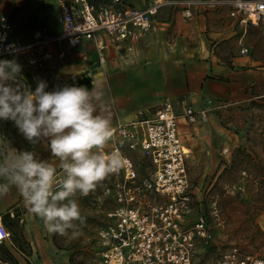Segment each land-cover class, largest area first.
<instances>
[{"label":"built area","instance_id":"2783aa9c","mask_svg":"<svg viewBox=\"0 0 264 264\" xmlns=\"http://www.w3.org/2000/svg\"><path fill=\"white\" fill-rule=\"evenodd\" d=\"M61 30L50 32L42 27L29 40L12 34L8 15L0 14V59L25 58V66L46 68V61L65 52H54L47 47L64 41L70 49L84 39L93 40L97 48L105 49L101 32L121 48L128 40L138 39L151 29L155 16L164 5H181L185 18L195 15L194 9L232 7L230 16L241 25L260 26L264 36V0H155L144 8L123 0L95 6L89 0H57ZM240 55H248L249 47L242 44ZM53 88L51 79L39 77ZM227 101L208 99L200 109L185 101L176 104L169 98L149 118L119 123L113 127V138H118L112 150L126 157V167L110 174V185L105 193L113 195L105 212L106 223L101 231L105 250L103 264H194L193 254L197 238L211 236L207 217L200 213L193 227L188 228V202L191 198L188 153L183 140L182 124H206L214 111L226 107ZM140 150L151 167L142 176L134 160L120 145ZM123 210V211H120ZM11 237V231L0 222V244ZM221 264H264V257L245 255L238 247L225 255Z\"/></svg>","mask_w":264,"mask_h":264},{"label":"crops","instance_id":"0c3cea01","mask_svg":"<svg viewBox=\"0 0 264 264\" xmlns=\"http://www.w3.org/2000/svg\"><path fill=\"white\" fill-rule=\"evenodd\" d=\"M133 2L140 8L147 6L142 0ZM165 6L171 7V11L159 17ZM231 9L230 5L194 9L193 19L187 20L181 5H164L151 29L138 39L125 41L119 49L110 36L101 32L105 41L103 50L97 48L93 40L86 39L73 49L68 48L66 41L47 47L54 52L63 50L65 56L46 61L45 69L26 67L25 58L21 57L9 60L15 59L22 65L18 79L33 90L41 76L51 79L53 88L76 84L102 89L105 103L99 107L110 113L113 127L152 117L167 98L178 110L181 101L197 109L204 107L208 99L227 101L229 105L241 103L264 96V37L258 38L259 26L239 24L237 18L230 16ZM242 44L249 47L248 55H240ZM67 58L70 63L64 62ZM64 66L71 69L64 71ZM185 129L187 125L182 124L187 148ZM119 142L118 138H112L104 149L111 150ZM119 145L134 160L139 171L145 168L143 163L151 167L140 150ZM33 147L42 158L58 165V159L51 155L46 142L33 146L25 139L23 148ZM18 194L15 188L0 195L1 221L9 228L7 218H16L23 226V239L33 248L37 242L38 223L20 213L18 206L22 201ZM8 240L0 244V264H11L10 253L16 260L21 254L26 256Z\"/></svg>","mask_w":264,"mask_h":264},{"label":"rangeland","instance_id":"374dc122","mask_svg":"<svg viewBox=\"0 0 264 264\" xmlns=\"http://www.w3.org/2000/svg\"><path fill=\"white\" fill-rule=\"evenodd\" d=\"M123 1L135 5L133 0ZM154 1L142 0L143 5ZM104 2L111 0H100L97 4ZM163 8L159 17L171 11L169 6ZM2 13L12 23V34L23 41L32 38L41 27L52 33L61 27L57 0H2ZM257 29L258 38H263L261 27ZM64 62L71 60L67 58ZM67 69L70 66L63 67L64 71ZM17 82L25 84L20 78ZM184 132L185 143L191 148L187 161L191 198L185 224L193 227L197 215L204 213L211 234L206 240L197 238L194 264H221L234 247L242 254L264 257V96L227 105L214 111L208 123L187 125ZM0 141L23 148L25 138L12 121H0ZM240 146L245 147L247 154H237L240 157L235 158V149ZM143 166L140 173L146 176L150 166L145 163ZM225 167L229 171L222 173ZM109 183L110 175L87 196L77 194L84 223L77 221L79 228L75 236L48 233L43 221L27 211L19 193L20 213L36 220L39 232L35 246L29 248V242L22 236L21 223L12 216L7 218L11 231L8 241L18 247L22 245L26 254L20 255L17 264H103L102 252L107 246L101 231L113 197L105 193ZM252 203L262 210L254 214Z\"/></svg>","mask_w":264,"mask_h":264},{"label":"clouds","instance_id":"9594fccd","mask_svg":"<svg viewBox=\"0 0 264 264\" xmlns=\"http://www.w3.org/2000/svg\"><path fill=\"white\" fill-rule=\"evenodd\" d=\"M22 65L0 59V121H12L33 146L46 142L58 165L36 147L16 148L0 141V195L15 187L27 211L48 233L77 235L84 223L77 194L87 196L128 161L121 151H104L113 138L111 115L95 85L65 84L49 89L39 79L33 90L19 84ZM123 211V210H120Z\"/></svg>","mask_w":264,"mask_h":264},{"label":"trees","instance_id":"16d2710c","mask_svg":"<svg viewBox=\"0 0 264 264\" xmlns=\"http://www.w3.org/2000/svg\"><path fill=\"white\" fill-rule=\"evenodd\" d=\"M2 0H0V2H1ZM92 4H94L95 6H101V5H103V4H107V2H104V3H101V4H97L100 0H89ZM57 5H58V3H57ZM58 11H59V7H58ZM42 28V27H41ZM38 30V29H37ZM14 36V35H13ZM33 37V36H32ZM31 39V38H30ZM235 151H236V153H235V158H238V156L240 155V156H245L247 153H246V149H245V147H242V146H240V147H237L236 149H235ZM237 154H239V155H237ZM239 156V157H240ZM235 158H234V162L236 161L235 160ZM229 171V168L228 167H225V169L223 170V172L222 173H226V172H228ZM110 182H111V180H110ZM109 185H110V183H109ZM108 185V186H109ZM107 186V187H108ZM252 201H254V202H257V200H252ZM253 205H251V207L253 208V213L254 214H257L258 213V210H262V208L261 207H259L257 204H255V203H252ZM2 244H4V243H2ZM16 246V245H15ZM18 247V246H17ZM22 252H25L24 251V249H23V247H22V245H20L19 247H18ZM31 254V252H29V255ZM9 260H10V263L11 264H16L17 263V260H16V257L13 255V254H9Z\"/></svg>","mask_w":264,"mask_h":264},{"label":"bare ground","instance_id":"6f19581e","mask_svg":"<svg viewBox=\"0 0 264 264\" xmlns=\"http://www.w3.org/2000/svg\"><path fill=\"white\" fill-rule=\"evenodd\" d=\"M186 152L188 153V155L190 156L191 153V149L189 147L186 148ZM0 222H1V216H0Z\"/></svg>","mask_w":264,"mask_h":264}]
</instances>
